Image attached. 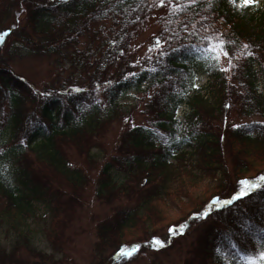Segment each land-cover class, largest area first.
Wrapping results in <instances>:
<instances>
[{"label": "trees", "instance_id": "obj_1", "mask_svg": "<svg viewBox=\"0 0 264 264\" xmlns=\"http://www.w3.org/2000/svg\"><path fill=\"white\" fill-rule=\"evenodd\" d=\"M160 5L0 0V232L6 239H0V264L58 263L89 180L69 163L66 146L89 167L99 164L94 195L112 206L96 225L89 264H126L158 230H186L206 207L224 225V234L206 246V264H246V254L264 246V122L227 121L231 110L264 117V0L244 9L228 0ZM151 20L152 48L140 55L137 42ZM206 37L228 42L231 64L205 51ZM25 59L49 61L53 79L37 87L20 76L13 64ZM198 73L207 81L195 89L190 84ZM144 100L145 124L133 116ZM116 122L123 130L107 158L101 140ZM204 179L210 182L205 199L193 191ZM242 180L260 187L234 199ZM155 203L188 207L152 230L166 218ZM37 204L48 213L43 236L51 252L32 241ZM242 206L249 222L241 224L233 214Z\"/></svg>", "mask_w": 264, "mask_h": 264}, {"label": "rangeland", "instance_id": "obj_2", "mask_svg": "<svg viewBox=\"0 0 264 264\" xmlns=\"http://www.w3.org/2000/svg\"><path fill=\"white\" fill-rule=\"evenodd\" d=\"M263 0H259L262 3ZM156 31V26L153 21H150L149 27L143 32L137 43H141L140 55L148 52L152 48V35ZM226 59L223 58L222 63L225 64ZM15 71L22 77L30 80L37 87L53 79L54 66L47 60L44 59H25L20 62L13 64ZM207 81V76L204 73H198L196 76V83L204 85ZM100 95V93H98ZM126 100H130L127 97ZM144 101H141L133 111L135 122L145 124L148 116L146 111V105ZM185 106L182 105L179 110V116L182 115ZM227 121L230 124H237L248 121H260L264 122V117L257 115L244 116L240 115L234 110H231L228 114ZM123 130V122H116L110 125L104 135L102 136L101 144L104 152L107 156L115 153L116 147L120 142V134ZM181 149L187 150L189 146L183 144L180 140L179 145ZM65 154L70 164H77L81 166L87 175L89 176L88 183L83 189V195L80 203L76 206L74 215L72 213L71 219L65 229V236L67 242L64 245L61 253L56 254V258L59 259L57 264H89L92 255V244L96 239L95 228L97 223L103 219L107 214H110L112 209L111 205L105 204L94 195V177L99 170V164L96 166L89 167L83 158L73 147H64ZM222 158L229 160L227 152L223 150L221 146ZM109 155L107 158H109ZM210 182L204 179L202 182H198L197 186L193 187L195 194H199L203 199L208 197ZM244 185L238 186L237 194H240V190ZM251 189V188H250ZM249 189V190H250ZM158 204L160 215H165L166 218L159 224H154L152 230H155L162 226L165 222H169L183 212L182 207L187 208L185 205L174 204L175 208L166 209ZM217 204V203H216ZM38 217L30 221L32 228L33 243L36 244L40 249L51 252V248L43 236V228L48 220V213L46 207L43 204H37ZM220 204L216 205L219 207ZM245 207L242 206L241 212L233 214L236 221L239 223H245L247 220L244 214ZM212 208L206 207L199 221L193 224L186 230L170 231V229L158 230L157 233L152 235L148 244L142 248L141 251L137 252L132 260L126 264H206L203 261L204 252L208 246H212V239L215 235L223 233L224 225L218 219H214L210 215ZM207 213V218H205ZM231 213L226 211L224 218L227 220L230 218ZM248 221V220H247ZM249 222V221H248ZM0 239L5 242L2 232H0ZM207 241V243H206ZM128 252H135V250L124 249Z\"/></svg>", "mask_w": 264, "mask_h": 264}, {"label": "snow or ice", "instance_id": "obj_3", "mask_svg": "<svg viewBox=\"0 0 264 264\" xmlns=\"http://www.w3.org/2000/svg\"><path fill=\"white\" fill-rule=\"evenodd\" d=\"M228 2L234 6L241 9L244 8H250L254 7L258 4L259 0H228ZM161 7H163V0H161ZM207 40V43L205 45V51H210L213 54V57L216 61H220L222 58H228L229 63L231 64V57H229V53L226 50L227 49V41L223 39H213V38H205ZM161 44V41L159 38L156 41V46L159 47ZM245 48L248 47V45L244 46ZM173 52L178 51V49H172ZM163 55H168L169 53H162ZM248 55H252V53H248ZM155 70V69H153ZM220 71H230V69L227 68H221ZM136 73H130V76H135ZM126 79L129 77H125ZM190 86L195 89H199V84L195 83V79L191 82ZM99 103V101H97ZM177 140L180 138L177 137ZM23 143V141H21ZM260 179H264V177H261ZM241 185H244L245 187H242L240 190V194L238 196H235L234 199H242L244 196L250 195L249 189H256L259 188L260 185H254L250 181H240ZM219 200L213 201V203H218ZM232 202L231 199L224 200L223 203L230 204ZM207 213H205V218H207ZM170 231H175V229H171ZM135 250V249H134ZM123 251V250H122ZM246 264H264V246L257 247L255 251H249L246 254Z\"/></svg>", "mask_w": 264, "mask_h": 264}]
</instances>
